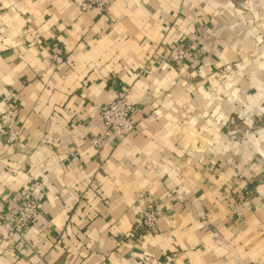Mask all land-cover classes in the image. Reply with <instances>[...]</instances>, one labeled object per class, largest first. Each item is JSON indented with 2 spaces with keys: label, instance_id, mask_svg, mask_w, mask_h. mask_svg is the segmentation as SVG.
I'll return each instance as SVG.
<instances>
[{
  "label": "crops",
  "instance_id": "1",
  "mask_svg": "<svg viewBox=\"0 0 264 264\" xmlns=\"http://www.w3.org/2000/svg\"><path fill=\"white\" fill-rule=\"evenodd\" d=\"M83 1L0 0V115L22 123L17 143L0 125V264H264V0ZM126 89L137 129L98 151Z\"/></svg>",
  "mask_w": 264,
  "mask_h": 264
},
{
  "label": "built area",
  "instance_id": "2",
  "mask_svg": "<svg viewBox=\"0 0 264 264\" xmlns=\"http://www.w3.org/2000/svg\"><path fill=\"white\" fill-rule=\"evenodd\" d=\"M112 0H84L81 4L83 10L98 8L106 11L111 5ZM193 51L185 44L175 45L170 54V60L176 65H182L193 57ZM55 63H62L64 57L54 54ZM129 90L121 91L113 100L101 108V117L104 130L92 139L93 146L101 151L111 133L125 137L137 129L136 113L137 103L129 99ZM0 125L4 128L5 137L10 143H17L22 135V123L20 120V105L13 102L0 115ZM142 196V195H141ZM253 201L248 197H242L233 206V215L241 217L252 211ZM39 211V203L33 199H27L17 210V221L15 231L21 237L32 226ZM159 213L156 203L151 199H146L139 228L150 231L156 224Z\"/></svg>",
  "mask_w": 264,
  "mask_h": 264
},
{
  "label": "rangeland",
  "instance_id": "3",
  "mask_svg": "<svg viewBox=\"0 0 264 264\" xmlns=\"http://www.w3.org/2000/svg\"><path fill=\"white\" fill-rule=\"evenodd\" d=\"M172 62V61H171ZM173 63V62H172Z\"/></svg>",
  "mask_w": 264,
  "mask_h": 264
}]
</instances>
